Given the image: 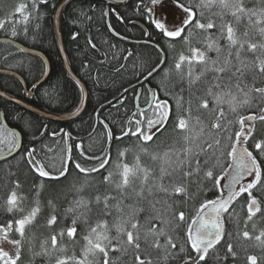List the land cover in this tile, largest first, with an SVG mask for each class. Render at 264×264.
Here are the masks:
<instances>
[{
  "label": "snow or ice",
  "instance_id": "obj_1",
  "mask_svg": "<svg viewBox=\"0 0 264 264\" xmlns=\"http://www.w3.org/2000/svg\"><path fill=\"white\" fill-rule=\"evenodd\" d=\"M167 2L150 0L148 5L137 4V10L144 7L149 23L165 39L179 38L191 45V32L186 35V29L194 27L206 34L201 46H190L189 54L181 53L169 69L168 74L174 75L175 83L168 94L175 98V108L168 99H161L155 89L125 88V93L133 92L136 110L120 121L118 134L113 131L115 124L110 126L111 122L100 120L97 114L96 121L105 130L106 144L99 149V154L82 142L76 143L69 131L60 129L49 133L47 126L37 129L39 135L33 133V144L45 136L63 141L58 165L52 160L38 159L37 149L26 147L19 134L12 131L7 153L0 150V155L8 158L20 150L21 159L34 180L59 182L66 180L75 169L77 179L73 190L78 197L86 199H76L61 213L54 200L41 203L46 184L34 182L31 198L21 196L18 195L22 190L20 173H10L0 207L11 219L0 223V237L3 243L12 246V251L0 247V264H37L39 259L47 264L52 261L54 264H116L109 256L110 251H132L135 264H154L153 260L142 258L141 254L146 251L142 243L161 253L157 264H177V261L207 264L209 251L224 238L225 214L231 220L230 209L241 202L247 209L245 228L251 223L253 231L257 230L255 218L264 217V129H257L250 122L264 124V106L254 114L243 113L254 104L264 105V0H172L184 16L171 26L155 17L156 6ZM37 3L38 0H32V12L23 16L25 36L27 22L37 18L33 15ZM193 8L199 11V16ZM26 11L27 4L16 8L19 14ZM34 27L33 39H36L40 25L37 23ZM0 28H4V22H0ZM18 34L13 28L11 36ZM144 35L151 41V33ZM77 36L78 33H73L72 39ZM88 43L96 49L91 38ZM151 46L158 50V57L164 53L159 44ZM133 55L128 50L123 59L127 61ZM165 63L166 53L164 59L158 58V63L144 66L138 75L147 82ZM125 67L121 64L117 71ZM83 68L89 65L85 63ZM41 74L48 75L47 66ZM249 77L252 87L246 83ZM257 81L262 86L255 87ZM74 84L78 87L80 104H84L89 95L86 85L75 78ZM176 87L179 92L175 91ZM145 92L147 103L141 105ZM44 96L50 103L61 102V93L55 88L51 92L46 89ZM124 102L119 101L121 105ZM81 110L78 108L76 114ZM16 119L24 118L17 114ZM204 120L208 121L206 126ZM169 123L181 134L180 147L154 153L150 142ZM205 127L208 136L202 144L197 143L202 132L196 129ZM125 140L134 142L121 147ZM194 147L198 151H193ZM129 154L134 155V163L124 162ZM142 156L161 163L156 169L142 167ZM94 174L101 176L99 182L95 181ZM80 176L84 177L82 181ZM192 186L196 192H192ZM161 194L163 201L157 199ZM189 202L191 209L187 208ZM158 204L163 211L156 209ZM44 207L50 211L41 224ZM260 223L264 224V219ZM78 229L85 233L82 243ZM238 234L253 239L248 230ZM17 235L19 238H14ZM254 240L260 254L247 255L246 264H264V228L259 229ZM227 253L237 257L233 244L227 245Z\"/></svg>",
  "mask_w": 264,
  "mask_h": 264
},
{
  "label": "trees",
  "instance_id": "obj_2",
  "mask_svg": "<svg viewBox=\"0 0 264 264\" xmlns=\"http://www.w3.org/2000/svg\"><path fill=\"white\" fill-rule=\"evenodd\" d=\"M61 1L38 0L36 11L33 13L37 18L27 22L28 35L25 36L23 16L32 12V0H0V22H4V28H0V37H13L11 31L15 28L19 34L13 38L45 53L50 62V71L44 81L33 89L34 93L30 101L50 112L68 114L78 109L80 94L78 87L74 84V78L64 68L56 41L54 14ZM181 2H186V0H181ZM22 3L28 5V11L23 14L16 13V8ZM139 3L148 5L150 0H124L120 3L112 0H69L63 7L60 26L64 46L73 71L85 83L89 94L86 106L79 115L67 120L47 118L0 95V112L2 111L11 127H15L21 132L22 144L37 149L38 159L43 162L52 160L58 165L62 154V140L45 136L42 140L37 139L34 144L32 143L33 133L38 136L37 129H41L43 126H47L49 133L60 129L69 131L76 143L82 142L86 148L99 154V149L106 147V144L104 142L105 130L97 123V114H99L100 120L111 122L110 126L115 124L113 131L118 134L120 121L122 119L126 120L131 112L136 110L133 106V92L125 93V88L140 90L141 88L148 89L151 86L152 89L160 93L161 99H168L169 103L175 108V98L168 94V90L175 83L174 75L170 76L168 74L169 69L181 53L189 54L190 46H201L206 34L195 30L194 27L186 29V35L191 32V45H186L184 40L179 38L176 40L165 39L149 23L144 7L137 10V4ZM193 11L197 12V16H199L197 9L193 8ZM105 12L108 15L105 16ZM118 17L123 19L121 20ZM37 23L40 25V29L37 38L33 39V34L36 31L34 26ZM73 33H78L75 40L72 39ZM116 33H119V36ZM145 33L152 34L151 41L144 35ZM90 38L92 43L96 44V49H92L88 43ZM154 44H159L164 49V53L167 54V63L160 65L157 72L145 82L143 76L138 75L140 70L146 65L158 63V58L164 59V53H159L158 57V50L151 46ZM169 44L172 45L171 48H169ZM112 45H115V47L113 48ZM128 50L132 51L134 55L125 61L123 56L127 55ZM210 55L214 57L215 53H210ZM85 63L89 65V68H83ZM121 64L126 65L125 69L117 71ZM0 68L13 69L20 73L26 81V87L30 89L42 76L41 73L45 69V63L38 56L26 53L11 43L1 41ZM96 78H98V81ZM246 83L249 87L253 86L250 77ZM0 86L10 94L25 98V86L16 76L0 73ZM254 86L259 87L262 85L257 81ZM53 88L61 93L60 103H50L49 99L44 96L46 89L51 92ZM175 91L179 92V87H176ZM121 99L125 101L123 105L119 103ZM185 100H187L186 93ZM146 103L147 93L145 92L141 98V105ZM260 106L264 105L257 106L254 104L253 108L243 114H254L259 111ZM17 114L24 119L17 120ZM207 123L208 121L204 120L205 126ZM250 123H254L257 129H264V124L259 121ZM0 125H3L1 120ZM93 129L95 130L93 131ZM196 132H202V136L197 141V143L202 144L208 136L207 129L206 127L203 130L197 128ZM180 136L181 134L174 130L172 124L169 123L156 134L153 142H150V149L154 153L159 152L162 154L169 149L178 148L180 147ZM11 139L12 130L4 125L0 127V150L3 153L8 151L7 141ZM133 142L125 140L124 145H121V147ZM193 151H198V149L194 147ZM113 155H115V145H113ZM124 162L134 163V155L129 154ZM140 163L142 167L156 169L161 162L153 161L148 156H142ZM9 165L13 167L10 168ZM10 173H20L18 178L22 181V190L18 192V195L21 196L31 198L33 195L31 189L34 182L46 184L47 190L41 193V203L46 204L47 200L52 199L61 213L69 209L76 199H86V197H78L73 190V185L76 184L77 179L75 169H72V174L66 180L61 179L59 182L44 178L34 180L29 168L21 159L20 150L13 156L0 160V198L3 197L9 184ZM16 178V176H12V179ZM79 179L82 181L84 177L80 176ZM94 179L99 182L101 176L94 174ZM76 187H79V185H76ZM208 187L210 188L211 185L209 184ZM191 190L196 192V187L192 186ZM157 199L163 201L164 197L161 194ZM187 208H192L191 202H189ZM156 209L163 211L161 204H158ZM49 211L47 207H44L39 221L41 224ZM148 211L151 212L153 209H148ZM246 211V206L241 202L230 209L231 220H228V214H225L224 238L214 250L209 251L207 264H246L245 258L247 255L260 254V248L257 246L254 236L259 234L260 228H264V224L260 223V220L264 217L258 215L255 218L254 222L257 224V230L253 231L251 223L245 228ZM8 219H11V216L6 214L3 208L0 207V223H6ZM67 222L70 224V219ZM243 230H248L253 239L248 240L238 234L242 233ZM41 231H44L45 235L47 234L46 230L41 229ZM78 232L80 233L78 238L81 239L82 243V235L85 233L82 229H78ZM14 238L19 237L17 235ZM229 243L235 246L236 258L227 253ZM141 246L146 248V251L141 254L142 258L151 259L154 264H157L161 253L147 248L143 243ZM109 256L116 264H135L132 251L127 253L110 251ZM37 264H47V262L44 259H39ZM52 264H54V261H52ZM177 264H179L178 261ZM197 264H202V262L198 261Z\"/></svg>",
  "mask_w": 264,
  "mask_h": 264
},
{
  "label": "water",
  "instance_id": "obj_3",
  "mask_svg": "<svg viewBox=\"0 0 264 264\" xmlns=\"http://www.w3.org/2000/svg\"><path fill=\"white\" fill-rule=\"evenodd\" d=\"M69 0H62L56 10H55V14H54V31H55V35H56V41H57V45H58V48H59V51H60V54H61V57H62V61H63V64H64V67L65 69L67 70V72L75 79H80L78 77V75L73 71L71 65H70V62H69V59H68V55H67V52H66V49H65V46H64V41H63V36H62V32L60 30V17H61V12H62V9L63 7L65 6V4L68 2ZM114 2H117V3H120V2H123L124 0H112ZM3 41V42H8V43H11L15 46H17L18 48H20L21 50H23L24 52L26 53H29V54H32V55H35V56H38L39 58H41L44 63H45V66H47V71H48V74H49V71H50V62L48 60V57L45 55L44 52L36 49V48H33V47H29L23 43H21L20 41L16 40L15 38L13 37H9V36H2L0 37V42ZM133 41H140V40H133ZM0 73H6V74H11L13 76H16L17 78H19L21 80V82L24 84V86H26V81L25 79L23 78V76L18 73L17 71L13 70V69H8V68H0ZM48 76V75H47ZM47 76H41L36 82V87L44 81V79L47 77ZM81 80V79H80ZM82 81V80H81ZM83 82V81H82ZM84 83V82H83ZM35 87V88H36ZM87 88V87H86ZM27 89V88H26ZM33 87H31L30 89L27 90V98H30L33 94ZM88 91V89H87ZM0 95L7 99V100H10V101H13L19 105H21L22 107L38 114V115H41V116H44V117H47V118H53L55 120H67V119H71L77 115H79L85 108L86 106V103H87V100L84 104H81L80 105V109H82L78 114L77 113V110H75L74 112H71V113H68V114H56V113H53V112H50L46 109H43L39 106H36L35 104L31 103L30 101H28L27 99H23L21 97H18L16 95H13V94H10L8 92H6L1 86H0ZM88 99V97H87ZM1 119H2V122L3 124L10 130L12 131H15L17 134H19L20 138H21V142H22V134L21 132L15 128V127H11L8 122L6 121V119L4 118L3 114H1ZM19 151V150H18ZM17 151V152H18ZM17 152L15 153H12L9 157L13 156L14 154H16ZM7 153V152H6ZM8 157V158H9ZM1 159H6L4 155H0V160Z\"/></svg>",
  "mask_w": 264,
  "mask_h": 264
},
{
  "label": "rangeland",
  "instance_id": "obj_4",
  "mask_svg": "<svg viewBox=\"0 0 264 264\" xmlns=\"http://www.w3.org/2000/svg\"><path fill=\"white\" fill-rule=\"evenodd\" d=\"M183 16V12L174 6L172 0H168V2L163 6L157 5L155 8V17L166 21L170 26L173 23H178ZM0 247H3L6 251H12V246L10 244L3 243L2 237H0Z\"/></svg>",
  "mask_w": 264,
  "mask_h": 264
},
{
  "label": "flooded vegetation",
  "instance_id": "obj_5",
  "mask_svg": "<svg viewBox=\"0 0 264 264\" xmlns=\"http://www.w3.org/2000/svg\"><path fill=\"white\" fill-rule=\"evenodd\" d=\"M29 88H25V92H26V94H25V98H23V99H27L28 101H30V99H31V97L30 98H27V90H28ZM33 93H34V91H33ZM33 95V94H32ZM31 102V101H30ZM32 103V102H31ZM1 114H2V111L0 112V120H1ZM5 117V116H4ZM1 122H2V120H1Z\"/></svg>",
  "mask_w": 264,
  "mask_h": 264
},
{
  "label": "bare ground",
  "instance_id": "obj_6",
  "mask_svg": "<svg viewBox=\"0 0 264 264\" xmlns=\"http://www.w3.org/2000/svg\"><path fill=\"white\" fill-rule=\"evenodd\" d=\"M60 30H61V26H60ZM62 32V31H61ZM56 36V35H55ZM64 65V64H63ZM65 68V67H64ZM3 116H4V114H3ZM5 118V117H4ZM6 119V118H5Z\"/></svg>",
  "mask_w": 264,
  "mask_h": 264
}]
</instances>
